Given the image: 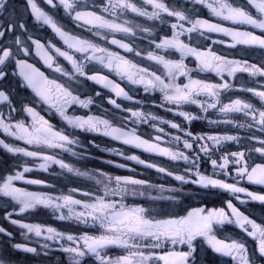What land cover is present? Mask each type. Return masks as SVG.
Masks as SVG:
<instances>
[{
  "label": "snow or ice",
  "instance_id": "1",
  "mask_svg": "<svg viewBox=\"0 0 264 264\" xmlns=\"http://www.w3.org/2000/svg\"><path fill=\"white\" fill-rule=\"evenodd\" d=\"M44 3L48 9L38 0H0V84L10 79L16 82L14 88L0 87V132L27 146L0 139V148L18 160L15 174L9 170L0 176V197L12 206L3 219L22 230L24 238L20 242L14 232L0 226V264H16L18 253L39 257L53 251L66 254L69 264H197L200 245L220 257V264H264V218L257 222L231 200L227 211L194 207L182 214L166 210L180 208L191 199L185 196V186L192 191L222 190L247 205L249 200L238 195L244 194L264 206V194L241 185L246 180L264 186V60L250 63L215 48L258 49L264 54V0H100L91 6L87 0ZM61 10L71 25L91 35L66 26L57 16ZM44 28L53 37L42 40L38 30ZM37 58L54 74L52 78L37 67ZM188 58L195 60V69L185 63ZM194 71L214 74L218 80L194 78ZM238 73H247L252 84L237 86ZM133 89L145 93L144 101L159 93L160 101L153 107L182 118L183 123L148 109L133 97ZM249 93L260 103L248 98ZM94 107H103V113L93 111ZM46 114H54L61 123L53 124ZM198 120L229 130L195 133L191 125ZM142 125L151 131L141 134ZM81 133L110 138L170 162L165 165L119 148L106 149L110 155L154 170L166 183L81 167L80 161L91 158ZM88 145L99 148L93 140ZM65 154L73 159L65 160ZM29 160L40 171L58 166L59 175L93 182L94 187H73L68 193L17 187L16 181L55 187L25 178L34 170ZM106 163L126 168L111 160ZM207 164L211 175L204 167ZM129 197L148 203L130 205ZM39 208L98 234H65L13 218ZM226 225L243 235L220 236ZM245 237L256 242L253 248ZM112 249L121 252L113 257Z\"/></svg>",
  "mask_w": 264,
  "mask_h": 264
},
{
  "label": "flooded vegetation",
  "instance_id": "2",
  "mask_svg": "<svg viewBox=\"0 0 264 264\" xmlns=\"http://www.w3.org/2000/svg\"><path fill=\"white\" fill-rule=\"evenodd\" d=\"M19 2V0H18ZM84 2V0H82ZM38 3L44 7L45 9H48V5L44 3V0H38ZM87 3L89 6H91L93 3H100V0H87ZM50 10V9H49ZM51 11V10H50ZM254 11V10H253ZM204 15L207 16V12L205 10ZM58 18L66 24V26H69L72 28L73 31H76L77 33L84 35V36H90L91 34L88 32H83L81 29H76L73 25H71V22L67 20L66 17H64V14L62 10L57 13ZM209 19H212L211 17H208ZM29 22L31 23V20L29 19ZM38 34L41 37L42 40H47L48 38L53 37V34L49 29H39ZM227 39V38H224ZM56 43L58 46L63 47L62 42L56 40ZM204 44H210V41H203ZM217 52L224 54L228 57H237V58H243L248 60L250 63H256L259 64L262 60H264V54L260 52L258 49H242L240 51H237L236 49H229L225 47L224 45H216L215 46ZM119 51V49H117ZM178 58V54H173ZM142 63H149V62H142ZM185 63L187 66L191 69L196 68V62L193 58H188ZM37 67L40 68L41 71H43L49 78L53 77V73L44 65L42 62L38 61V58L36 60ZM162 71V69H160ZM191 75L194 78H202V79H208L211 81H217L218 78L215 77L214 74H205V73H198V72H192ZM111 78L116 79V77L112 76ZM262 78H256V80H261ZM181 80H184L183 77H181ZM186 82V81H185ZM15 80H9L8 82L4 84H0V87L4 88H14L15 87ZM235 83L237 86L240 84H252V78L248 76L247 73H238L237 78L235 80ZM258 86V85H253ZM96 87L100 91H105L102 89H99V86H93ZM25 91L26 95H31L30 91L28 90H21ZM132 95L136 99H141L143 103H146L147 108L157 112L161 117H164L166 119H173L177 122H181L182 118L180 117H174L171 113L165 112L163 109L160 108H154L153 105L158 104L160 101V94L156 93L154 98L149 97L147 101H144L143 98L145 96V93L140 90L137 92L135 89L132 90ZM247 97L250 98L254 103L259 104V100L255 97H252L251 94H247ZM104 106L109 107L106 105V101H101ZM124 104H129L130 102L122 101ZM80 112H84L87 110L78 109ZM93 111L97 113H103L104 108L103 107H94ZM193 111H198L193 107ZM47 117L51 120L53 124L59 125L61 122L54 114H46ZM170 132H174V130L167 129ZM228 126L220 125V126H210L208 125L207 121L205 120H198L194 121L191 125V131L195 133H201V132H208V131H218V132H225L228 131ZM139 131L141 134H146L147 132H150L151 129L147 125H142L139 127ZM233 133L236 132L235 129L231 130ZM80 137L85 145L88 146V150L90 152V159H87L85 161H80L79 165L83 168H87L89 170H103L105 173L112 174L113 176L119 175V176H133L136 178L144 179L151 181L152 183H166V178L163 177L160 174H157L154 170L146 169L141 165H136L131 161L123 160L119 156H113L106 152V149L109 148H119L123 151H126L128 154H136L139 155L142 159L149 160V161H156L158 163H162L165 165H168L170 162L164 160L160 157L151 156L149 154L140 152L136 149L128 148L127 146L121 145L116 141H112L110 138H106L103 136H98L95 134L90 133H81ZM0 139H4L8 143H14L18 146H24L19 141H13L10 137L4 136L2 132H0ZM93 140L97 145H99V148L92 147L91 145H88V141ZM235 145H232L231 148L234 150ZM47 151V150H46ZM65 160H72L73 158L70 156L64 155ZM257 162H259L258 154L256 156ZM25 158L21 157L20 160H24ZM113 161L114 164H125L126 168H118L113 165H109L106 163V161ZM18 160L8 154L3 148H0V176H3L9 172V170H12V174H15L16 166H17ZM28 164L30 167H33V171L26 173L25 178L26 179H36V180H42L47 184L55 185L54 188H45L41 185H29L25 184L22 181H16L15 186L24 188L27 191H37V192H64L68 193L69 189L76 187L81 189H89L93 188V182L84 181L82 179L72 178V177H66L59 175L60 169L58 166H53L49 169L48 172H43L38 170L37 165L33 163L31 160L28 161ZM207 170L208 174H212L211 165L207 164L204 166ZM128 169H132V171H129ZM22 171V168L19 169ZM234 175V172H233ZM222 179H228L227 177H221ZM167 181L171 182V178H167ZM234 182V181H229ZM175 183V182H171ZM241 185L245 187L248 191L264 194V186L260 185H254L248 183L246 180L241 181ZM74 196L76 193H72ZM241 199H248L249 203L247 205H241L239 203V200L233 197L231 194L223 192L222 190H197L192 191L187 186H185V196H190L191 199H188L186 202L183 203L182 207L180 208H169L166 209L167 211H175V212H181L182 214H186L187 211H191L194 207H202L206 208L208 210H211L213 208H224L227 211V201L231 200L234 206H237L241 211H244L245 214H249L251 218L256 219L257 222H260L262 218H264V206L260 205L257 202H251L250 198L245 197L244 194H238ZM82 198V197H80ZM130 205L132 204H147V201L144 200H135L131 197L128 198L127 201ZM10 201H6L5 198L0 197V226H3L10 231L14 232L16 235V239L20 242H24L23 236L20 234L22 230L12 226L10 222L3 219L5 215V211H12V206ZM18 210V208H17ZM230 215V212H229ZM13 218L22 220L24 222H30V223H39L41 225L45 226H51L56 228L57 230L65 233V234H73V235H82L85 231H88L93 234H98L96 230L93 229H85L83 225L78 224L77 222H71V221H60L55 218V216L52 214L50 210L39 208L38 210L30 213H26L23 216H16L13 215ZM220 236H228L231 235L233 237H239L243 234L240 233L239 229L235 228L234 226L226 225L222 230L219 231ZM35 239L34 237L32 238ZM245 239L248 240L249 247L253 248L255 246V241H252L250 238L245 237ZM3 242L0 241V247H2ZM169 248L171 245L168 246ZM181 246L177 245V250L180 249ZM186 250V248H185ZM121 250L119 249H112L110 250V255L113 257L119 255ZM197 258V264H220L221 258L216 256L214 253L211 252L210 249L207 248L206 245H200L198 252L196 253ZM14 259L16 261V264H69L68 257L66 254L58 251L51 252L48 256H44L41 254L39 257H33L30 254H24V253H18L15 254Z\"/></svg>",
  "mask_w": 264,
  "mask_h": 264
}]
</instances>
